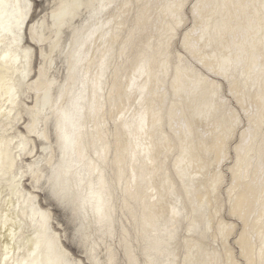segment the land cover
Instances as JSON below:
<instances>
[{"label":"bare ground","instance_id":"6f19581e","mask_svg":"<svg viewBox=\"0 0 264 264\" xmlns=\"http://www.w3.org/2000/svg\"><path fill=\"white\" fill-rule=\"evenodd\" d=\"M4 3L0 264H264V0Z\"/></svg>","mask_w":264,"mask_h":264},{"label":"rangeland","instance_id":"374dc122","mask_svg":"<svg viewBox=\"0 0 264 264\" xmlns=\"http://www.w3.org/2000/svg\"><path fill=\"white\" fill-rule=\"evenodd\" d=\"M36 4H37V7L40 6V3L37 2ZM37 9H38L37 12H39L40 8H37ZM191 172H192V171H191ZM52 204H53V203H52ZM52 208H53V210H55L54 212H55L56 215L59 217V219L62 220V223H64V225L66 226L65 228H66L67 232L70 234V233H71V231H70L71 227H70V225L67 224V222L65 221L62 212H61V211H58V210H60V209L57 208V207H55V205H53ZM162 208H163V207H162ZM56 211H57V212H56ZM164 211H165V209H164ZM58 214H59V215H58ZM161 214H162V212H160V214H157V215L159 216V215H161ZM65 223H66V224H65ZM72 244H73V243L69 242L68 244L66 243V246H68L69 249L71 250V252L74 253L75 255H80V254H81V253H80L81 249H80V248H77L75 244H73V245H72ZM74 245H75V246H74Z\"/></svg>","mask_w":264,"mask_h":264},{"label":"snow or ice","instance_id":"6c2138e0","mask_svg":"<svg viewBox=\"0 0 264 264\" xmlns=\"http://www.w3.org/2000/svg\"><path fill=\"white\" fill-rule=\"evenodd\" d=\"M9 7H12V6H11V5H6V4L4 3V0H0V15H3V14H4V10H6V9L9 8ZM16 7H18V6H16ZM28 7L31 8L32 5L29 4ZM14 14H15V13H14ZM24 19H25V17H24L23 15H20L19 19H18L17 22H16V27H17V29H20V28L23 27V25H24Z\"/></svg>","mask_w":264,"mask_h":264}]
</instances>
